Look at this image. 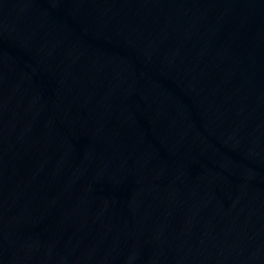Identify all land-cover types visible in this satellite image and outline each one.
<instances>
[{"label": "water", "instance_id": "obj_1", "mask_svg": "<svg viewBox=\"0 0 264 264\" xmlns=\"http://www.w3.org/2000/svg\"><path fill=\"white\" fill-rule=\"evenodd\" d=\"M0 264H264V0H0Z\"/></svg>", "mask_w": 264, "mask_h": 264}]
</instances>
